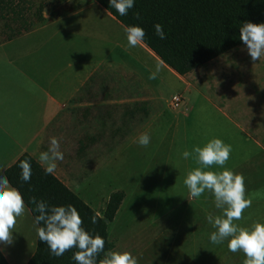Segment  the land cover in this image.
I'll return each instance as SVG.
<instances>
[{
    "label": "rangeland",
    "instance_id": "1",
    "mask_svg": "<svg viewBox=\"0 0 264 264\" xmlns=\"http://www.w3.org/2000/svg\"><path fill=\"white\" fill-rule=\"evenodd\" d=\"M32 1L30 14L45 4L44 14L63 21L70 40L65 49L82 54L80 59L88 64L101 57L97 95L109 90L118 103L112 108V123L87 125V135L107 133L98 145L79 152L76 138L64 141V158L57 164L70 188L100 215L113 192L125 191L108 226L114 250L130 251L138 264H243L244 254L230 252L226 241L209 242L215 229L206 216L220 215L221 210L210 193L189 196L183 181L198 165L195 154L188 159L180 154L203 147L213 137L230 144L225 167L245 177L246 197L252 202L236 223L264 221V56L253 62L242 46L186 77L174 78L139 44L145 56L130 47L125 30L93 0ZM177 97L182 103L173 107ZM116 129L119 134L112 137L108 132ZM145 132L151 137L147 148L136 142ZM257 208H262V216H250ZM15 225L20 237L22 226ZM17 247L14 242L7 245L14 248L7 254L19 256L17 264H22L29 252Z\"/></svg>",
    "mask_w": 264,
    "mask_h": 264
},
{
    "label": "crops",
    "instance_id": "2",
    "mask_svg": "<svg viewBox=\"0 0 264 264\" xmlns=\"http://www.w3.org/2000/svg\"><path fill=\"white\" fill-rule=\"evenodd\" d=\"M43 16V24L0 45V175L4 177L6 170L24 154L39 162V154L48 149L51 137L58 139L61 152L64 141L72 138L77 139L79 152L97 146L98 140L107 133L96 130V134L92 131L87 135V125L112 123V108L118 105L109 90L103 97L97 95L100 89L95 75L102 66L101 57L88 64L80 59L82 54H72L65 49L70 40L62 27L63 21L50 19L46 13ZM108 16L125 30L112 16ZM138 44L164 64L145 45ZM138 44L139 55L145 56ZM147 60L150 61L148 56ZM170 72L172 77L180 78L171 69ZM108 133L112 137L119 134L117 129ZM53 174L70 188L68 176L59 166ZM261 210L257 208L250 216H262ZM33 219L25 207L16 223L22 226L23 234L18 236L17 225L12 229L14 244L18 243L19 249L29 252L28 256L24 254L27 258L22 264H28L37 250L38 237ZM8 249L7 245H0L8 263L13 264L10 260L13 257L9 258L7 252L14 248ZM17 259L20 257L13 259L15 264Z\"/></svg>",
    "mask_w": 264,
    "mask_h": 264
},
{
    "label": "trees",
    "instance_id": "3",
    "mask_svg": "<svg viewBox=\"0 0 264 264\" xmlns=\"http://www.w3.org/2000/svg\"><path fill=\"white\" fill-rule=\"evenodd\" d=\"M125 29L139 26L144 29L142 42L156 57L180 77H186L230 51L244 46L239 37L241 23L264 22V0H135L134 6L125 16L108 3V0H94ZM35 8L32 0H0V45L32 31L43 24L45 4ZM30 16L32 18H30ZM160 24L165 39L155 34L154 25ZM144 116L149 111L141 108ZM21 160L31 164V177L27 183L20 179ZM5 176L9 183L18 188L32 217L38 215L32 198L45 200L51 205L72 204L80 213L83 227L104 238V251H112L115 245L110 241L108 226L113 222L126 198L123 190L113 192L103 215L88 205L78 194L66 186L53 173L45 174L42 165L31 155H22L9 167ZM95 218V223L92 219ZM72 248L62 256L52 255L46 243L38 238L37 250L28 264H75ZM104 252L98 255L103 259ZM0 264H9L0 250Z\"/></svg>",
    "mask_w": 264,
    "mask_h": 264
},
{
    "label": "clouds",
    "instance_id": "4",
    "mask_svg": "<svg viewBox=\"0 0 264 264\" xmlns=\"http://www.w3.org/2000/svg\"><path fill=\"white\" fill-rule=\"evenodd\" d=\"M108 3L119 15L125 16L133 8L135 0H108ZM154 29L156 36L165 39L160 24H155ZM125 32L130 47H135L144 40V29L139 26H128ZM239 37L251 61L256 62L264 56V22L241 23ZM150 78L154 79L155 75ZM136 142L140 147L147 148L151 137L146 132L141 133ZM231 151L230 144L213 137L203 147L194 146L191 152H181L183 159L195 154L198 165L186 173L183 183L190 197L198 198L206 192L210 193L215 208L221 210L220 215L206 216L207 222L215 229L208 235L209 242L218 245L226 241L230 252L239 251L244 254L243 264H264V221L253 222L250 226L236 223L252 202L246 197L245 177L225 167ZM63 158L60 142L56 137H51L48 149L39 154L38 161L45 174H52L57 168V161ZM18 167L21 169L20 179L27 183L32 172L30 162L21 160ZM29 203L35 205V212L38 213L33 219L36 235L41 242L47 244L52 255L60 257L69 249L76 248L78 250L71 257L75 264H138V258L130 251L105 252L104 238L83 227L81 215L72 204L51 205L35 198ZM25 207L19 189L0 175V245L12 244V229L24 213ZM95 222L93 218L92 223ZM101 252H104L103 259L98 260Z\"/></svg>",
    "mask_w": 264,
    "mask_h": 264
},
{
    "label": "bare ground",
    "instance_id": "5",
    "mask_svg": "<svg viewBox=\"0 0 264 264\" xmlns=\"http://www.w3.org/2000/svg\"><path fill=\"white\" fill-rule=\"evenodd\" d=\"M143 47V46H142ZM152 60V59H151ZM154 61V60H153ZM157 66H159L160 68L162 67L164 69V71L168 72L169 75H171V72H170V68L165 66L164 64L160 63L158 60L154 61ZM13 254V252H12Z\"/></svg>",
    "mask_w": 264,
    "mask_h": 264
},
{
    "label": "built area",
    "instance_id": "6",
    "mask_svg": "<svg viewBox=\"0 0 264 264\" xmlns=\"http://www.w3.org/2000/svg\"><path fill=\"white\" fill-rule=\"evenodd\" d=\"M182 103V98L181 97H177L174 99L173 103H172V106L173 107H177L179 106L180 104Z\"/></svg>",
    "mask_w": 264,
    "mask_h": 264
}]
</instances>
